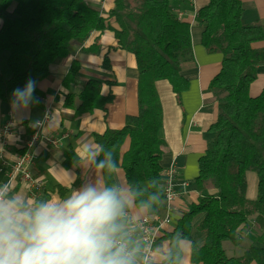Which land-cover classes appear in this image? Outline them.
<instances>
[{"label": "trees", "instance_id": "1", "mask_svg": "<svg viewBox=\"0 0 264 264\" xmlns=\"http://www.w3.org/2000/svg\"><path fill=\"white\" fill-rule=\"evenodd\" d=\"M178 1L115 0L113 9L104 14L85 0H0V102L9 104L13 89L22 87L29 77L37 85L49 79L50 67L78 49L84 55L98 54L99 38L89 48L81 45L94 32L112 31L117 40L114 50L131 54L136 62L138 111L127 116L121 128H107L92 137L95 145L114 150L127 182L141 181L148 193H160L159 203L165 201L160 161L169 148L161 137L163 109L156 82L168 81L181 104L182 93L189 88L181 70L184 64L194 65L190 24L179 20L174 12ZM242 13L240 0H209L197 13L204 27L203 50L206 54L220 53L222 62L207 89L217 102L218 113L209 128L213 139L198 159L195 186L199 191L217 192L189 205L173 231L162 236L169 242L173 257L178 258L179 249L174 245L181 240L174 237L181 234L192 241V219L204 213L198 230L206 234V241L203 246L192 241L193 264H264V232L256 237L261 247L251 246L242 257H228L222 247L224 241L236 242L239 229L247 227L251 216L258 226L264 224V90L257 97L250 95L258 66L264 65V48L252 47L264 41V21L244 24ZM110 19L117 27L109 23ZM102 67L111 69L107 55ZM80 71V62L74 60L63 86L77 84ZM104 83L111 86V82L89 79L81 90L69 93L64 107L74 113L66 117L72 120L94 110L106 114L114 95L111 91L102 93ZM35 96L40 103L31 107L39 108L42 94L38 86ZM126 139L130 145L122 155ZM76 157L66 152L64 167H72ZM248 172L258 179L254 201L246 198ZM152 178L160 182L155 188L145 183ZM81 183L79 176L70 187L59 185L57 192L65 197ZM43 198H49L46 191Z\"/></svg>", "mask_w": 264, "mask_h": 264}, {"label": "crops", "instance_id": "2", "mask_svg": "<svg viewBox=\"0 0 264 264\" xmlns=\"http://www.w3.org/2000/svg\"><path fill=\"white\" fill-rule=\"evenodd\" d=\"M85 1L101 9L104 14L112 10L115 5V0ZM240 1L243 8L242 22L244 24L264 21V0ZM208 2L209 0H179L173 6L178 19L190 24L194 55V65L184 64L181 70V75L189 83L188 90L182 93L181 104H178L168 81L156 82V89L163 109L161 137L169 148V152L163 155L160 164L163 171L172 166L177 169L175 183L178 195L170 203L167 201L160 202L156 207H153L154 214L146 215L144 218L162 221L166 216L170 217L171 224H162L160 238L153 247L163 245L164 251H169L170 245L167 240L162 238L163 234L173 231V225L181 218L183 212L188 210L189 205L197 204L200 197L204 195H212L217 192L214 189L199 191L195 186V179L198 176V159L205 152L207 144L213 139V134L209 132V128L215 122L218 113L217 102L212 98V95L207 93V89L210 81L219 73L222 62L220 53L206 54L201 46L204 27L198 22L197 13ZM109 23L113 27H117L113 19H110ZM1 25L2 21L0 20V27ZM98 38L100 44L98 54L84 55L78 49L60 64L50 67L51 77L38 84V89L42 94L41 106L39 108L31 107L30 112L23 120V124L18 128H12L16 136L19 137L18 141L10 143L4 135L0 134V144L8 153L12 154V156L4 159L13 162L16 159L15 156L22 153L26 140L37 130L29 127V121L43 119L46 110L54 115L48 122L46 133L43 136L52 135L56 137L58 145L39 143L35 148L37 160L31 168L34 177L44 181L46 194L52 199L63 198L57 192L59 185L70 187L73 184L72 181H76L79 176L84 182L86 178L101 175L94 167L84 165L77 166L75 169L73 166L64 167V154L66 152L74 153L78 157L81 152V145H95L92 137L94 133L102 134L107 128H121L126 117L135 115L138 111V72L134 57L124 51L114 50L117 46V40L110 30L101 34L92 33L81 47L89 48ZM252 47L263 49L264 41L254 43ZM106 55L110 61V70L102 67ZM74 60H78L81 64L80 77L77 84L66 88L63 86V79ZM257 72V80L250 87L252 97L259 96L264 90V65L258 66ZM89 79L111 82V86L106 83L103 84L102 93L106 95L111 91L114 95L113 100L108 105L106 114L100 110H94L69 120L66 115H72L74 112L64 107L66 97L69 93H76L81 90L83 84ZM12 119L9 104L0 102V133H3L4 126L10 124ZM129 145V139H126L121 147L122 155L129 149ZM63 170H67L70 175L74 174V176H69ZM246 178V198L248 201H254L257 197V176L253 172H248ZM6 179L7 177L0 172V184H4ZM120 179L122 182L126 181L122 169ZM13 184L14 190H23L28 193L24 183L15 181ZM69 194L70 192L67 195ZM204 218V213L198 214L191 223L190 237L198 246H203L206 241V234L198 230V226ZM261 232H264V224L262 227L258 226L255 222V216H251L247 227L242 226L239 229L236 242L224 241L222 247L228 257H242L251 246L261 247L256 241V237ZM179 247H186V242L181 240ZM191 252L192 248L183 260V264H193Z\"/></svg>", "mask_w": 264, "mask_h": 264}, {"label": "clouds", "instance_id": "3", "mask_svg": "<svg viewBox=\"0 0 264 264\" xmlns=\"http://www.w3.org/2000/svg\"><path fill=\"white\" fill-rule=\"evenodd\" d=\"M37 86L29 77L13 89L8 128L20 127L31 106L40 103ZM53 117L46 112L43 119L30 120L29 127L44 135ZM0 134L10 143L19 139L7 128ZM9 156L0 144V158ZM80 165L94 167L101 175L86 178L63 198L33 199L26 191L0 184V264H183L193 246L187 237H174L186 242V247L174 245L177 258L163 245L150 248L138 234L144 217L154 214L158 191L148 193L141 181L122 182L114 150L103 145H81L73 169ZM145 183L155 188L160 182L152 178Z\"/></svg>", "mask_w": 264, "mask_h": 264}, {"label": "built area", "instance_id": "4", "mask_svg": "<svg viewBox=\"0 0 264 264\" xmlns=\"http://www.w3.org/2000/svg\"><path fill=\"white\" fill-rule=\"evenodd\" d=\"M46 112L51 114L49 110H46L45 114ZM8 125L9 124L4 126L3 132L6 128L8 132H13L12 128L7 127ZM39 143L56 146L58 145V139L52 135L48 137L43 136L40 134V129H37L26 140L22 153L17 154L15 156L16 159L13 162L0 158V172L7 177V181L5 183L10 184L12 189L15 181L24 183L29 196L33 199H42L45 193L44 181L42 179L35 178L31 172V168L35 165L37 160L35 148ZM176 175L177 169L173 166L165 171L162 170L161 173V187L164 199L168 203L172 202L178 195L175 183ZM162 224H171L170 217L166 216L162 221H159V219L151 220L146 217L143 219L142 225L138 228V234L143 236L144 241L150 248H153L154 244L159 240Z\"/></svg>", "mask_w": 264, "mask_h": 264}]
</instances>
